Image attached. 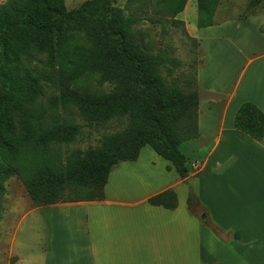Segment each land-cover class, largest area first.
<instances>
[{"label":"trees","instance_id":"16d2710c","mask_svg":"<svg viewBox=\"0 0 264 264\" xmlns=\"http://www.w3.org/2000/svg\"><path fill=\"white\" fill-rule=\"evenodd\" d=\"M116 1L87 0L72 10L65 0L0 4V212L4 184L12 176L21 179L38 207L103 200L111 171L121 162L137 160L146 145L169 160L182 178L188 176L179 146L199 137L198 70L193 88L168 84L163 69L170 57L148 51L137 38L142 17L126 16L125 11L133 5L137 13L150 11L145 18L152 24L162 23L159 15L165 13L181 24L177 17L188 0H157L150 10L146 0H128L125 10L113 6ZM220 1L197 0L198 28L217 24ZM262 1L252 0L250 6ZM39 55L46 56L51 74L29 67ZM83 77L112 88H82L78 83ZM54 78L61 81L65 108L74 105L93 125L126 118L127 128L106 134L96 148L63 153L81 130L73 123L48 122L60 117L41 100L44 79ZM235 125L255 140L264 138V112L251 102L239 107ZM194 198L190 192V205ZM149 203L173 210L178 198L166 190L151 196Z\"/></svg>","mask_w":264,"mask_h":264},{"label":"crops","instance_id":"0c3cea01","mask_svg":"<svg viewBox=\"0 0 264 264\" xmlns=\"http://www.w3.org/2000/svg\"><path fill=\"white\" fill-rule=\"evenodd\" d=\"M263 28L264 14L201 28L224 43L222 71L211 68L215 55L196 37L207 58L197 74L199 137L179 146L186 178L144 146L137 160L111 171L103 200L35 208L34 227L47 240L31 260L18 252L20 263L264 264V138L235 125L244 102L264 112ZM166 190L177 194L175 209L149 203Z\"/></svg>","mask_w":264,"mask_h":264},{"label":"rangeland","instance_id":"374dc122","mask_svg":"<svg viewBox=\"0 0 264 264\" xmlns=\"http://www.w3.org/2000/svg\"><path fill=\"white\" fill-rule=\"evenodd\" d=\"M6 1L0 0V4ZM85 1L87 0H65V3L67 8L72 10L78 8ZM127 1L118 0L113 2L112 5L126 9ZM146 1H148V10L153 9L157 2V0ZM251 1L221 0L214 16V22L219 24L229 18L239 19L264 14V0L253 7L250 6ZM186 10L177 17L183 21L181 24L172 23L166 13L159 15L163 18L162 23L152 24L145 18L146 14H150V11L149 13H137L133 5L125 11L126 16L142 17L136 25L139 33L137 38L150 48L148 51L165 53L170 57L167 62V69H163L166 82L168 84H178L182 88H188V86L193 88L195 83L191 80L194 79L196 71L202 65H205L207 58V54L198 45L199 41L196 37L201 38L205 43V49L211 50L215 55L211 64L213 70H224L225 48L223 42L213 43L214 37L209 31L198 29L197 0H189ZM28 63L33 70L51 74L45 55L34 57ZM60 82L58 78L53 80L44 79L41 100L50 112L60 114L59 119L49 117L48 122L60 121L80 126L81 131L77 139L70 145L64 146L63 153H69L76 149L96 148L100 146L106 134L120 132L127 128L128 120L126 118H115L104 125H93L79 114L74 105H67L65 108L62 105L64 92L60 87ZM78 85L95 92H107L112 88L110 83L101 84L97 78L86 79L83 77ZM54 105L56 106L54 107ZM187 144L185 146H188ZM183 150L187 152L185 148ZM4 186L5 193L2 196L0 212V264H22L19 261L18 252L23 253L28 260L33 259V253L44 248L47 238L43 237L47 232L44 231L42 226L34 227L36 215L31 212L38 206L34 205L21 179L18 176H12L5 182ZM191 187H194L193 183H191ZM191 209L195 214L200 213L202 210L195 203ZM39 237H42L43 240H39Z\"/></svg>","mask_w":264,"mask_h":264}]
</instances>
